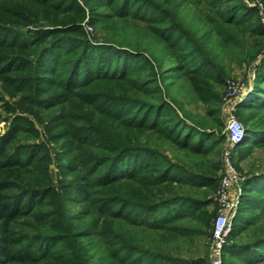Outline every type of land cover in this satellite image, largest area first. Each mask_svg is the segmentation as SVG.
Masks as SVG:
<instances>
[{"label":"rangeland","instance_id":"374dc122","mask_svg":"<svg viewBox=\"0 0 264 264\" xmlns=\"http://www.w3.org/2000/svg\"><path fill=\"white\" fill-rule=\"evenodd\" d=\"M73 1L77 2L75 10H79V13L68 9ZM139 1L141 0H0V66L11 60L15 62V66H17L15 68H23L24 62L18 59L31 54L32 49L37 46V43L32 45L33 41L49 31H52V35L48 41H54L52 43L54 47L56 45L61 51L71 47L87 51L82 67L77 72L70 71L69 73L70 67L73 69L71 55L63 57L58 65L54 61L48 64V61H43L42 67L55 65L59 72L56 75L47 74L46 80L37 81L38 89L35 90V93H25L23 90L20 93L18 91L21 84L31 86L17 81L24 73L0 72V134L7 130L14 118L23 116L29 119L24 123L27 128L21 133L18 142L32 146L43 144V151L38 156L50 159L49 170L54 182L57 185L60 182H69V187L63 189L61 197L58 196V198L63 200L64 208L67 210L69 225L67 230H70V242L79 248L83 245L85 248L88 247L87 250H92L95 257L93 264L116 263L112 258L108 241L112 233H115L118 238L125 235V238L130 242L133 241L143 247L156 249L168 256L202 259L206 261L205 264H211V240L214 223L220 213H226L225 210H219V196L220 184L226 174L225 150L229 144L227 140L228 122L232 116H235L242 124L244 133L247 129L246 124L257 126L260 124L258 118L261 123L264 122V114H258L259 112L254 109H240L239 106L242 99L253 88L257 62L254 61L251 66L243 59V55L237 56L228 51L229 49L224 51L221 48L222 42L217 39L213 43H208V50L218 62H221L225 83L219 84L212 80V74L205 73L206 70H203L205 75L202 77V82L189 79L184 75V72L171 71L170 68L175 64L176 55L182 58L179 64L185 66L189 71L195 70V64L201 66L203 63L197 55L195 56L191 52L185 53L182 48L176 45L179 40L170 42L169 37L162 30V12L158 10V7L141 8L137 5ZM154 2L162 8L170 9L187 33L193 37L200 39L209 28L206 23L201 21L202 14L212 16V12L207 6L200 10L189 0H177L176 4L178 5L172 9L165 0H154ZM244 2L248 6L258 8L264 23V0H244ZM97 8L101 15L96 20H90L95 17V15H91L92 10ZM180 38L181 36L178 39ZM183 42V48L186 47L189 51L193 45H188L186 39ZM261 43L258 42L257 35L245 37L244 49L247 52L251 51L248 57L253 53L255 46H259ZM42 47L43 45L36 47L34 52ZM100 52L107 58L105 65L107 78L89 80L90 82L83 87L75 88L74 95L53 83L62 79L67 73L72 77L79 73V78L87 81L88 75L93 76L97 74V71L85 74L83 69L87 66L97 68L101 63ZM158 62L162 64V67L158 65ZM142 68L147 69L143 70ZM195 75L197 74L195 73ZM230 81H236L239 90L242 88L243 98L241 100L233 99L228 94L227 84ZM34 94L38 95L41 100L47 99L46 103L52 104L54 107L50 110L43 109L33 100ZM129 96L134 100L123 102L119 99ZM138 98L152 103L159 100L169 102L171 107L176 110V113L172 114L185 119L188 124L204 127L206 130L216 131L217 135L226 136L222 144L203 155L182 149L161 135L149 134L146 131L141 136L143 146H149L160 152L180 168V170L174 168L173 174L183 176L185 179L191 178L194 181H205L206 178L198 176L197 173L203 165L202 170L215 177L213 184L203 187H195L192 183L180 184V193L185 198L201 200L202 207H197L194 203L171 202L159 210L152 211L154 217L151 219L157 221L167 217L169 212L193 209L194 218L183 221L186 226L200 230L192 238L175 239L171 235H164L161 231L152 232L132 227L124 219L116 221L108 219L101 215L96 201L97 195L90 193V190L94 189L86 188L88 193H80L77 190V182L75 189H72L73 183L76 179L82 178L83 173L75 172L68 176L62 173L63 166L67 163L60 161L62 155L68 154L69 158L76 157L79 161L80 158H86L84 154L89 151L86 145L81 146L80 143L69 142L66 131L74 128L88 130L90 127L92 130L101 132L110 130L117 133L120 127L114 118L119 116L127 118V114L131 111L133 113L128 117L129 120L144 121L147 115H143V106L134 103ZM214 98L218 100L217 104H211ZM209 109L218 112L219 121L214 119V115L209 113ZM165 110H170V108L166 107ZM253 115H257V118L251 119L248 123L250 116ZM69 126L72 129H69ZM92 130L90 132H94ZM93 138L97 140L95 138H98V135L94 133ZM249 140L252 144L254 143L253 136H244L238 146H245ZM95 144H98V140ZM26 152H28V148ZM232 161L240 177V180L232 184L228 190L230 199L234 201L240 188L242 197V186L249 175L264 169V145L256 146L250 151H247V148H236L232 154ZM42 164L40 163L39 166ZM185 167L190 171L184 169ZM58 200H51L47 206H42V212L59 209L61 202ZM240 203L241 201H239L235 214H232V232L229 236L231 243L235 239L233 230H236L238 220L235 221V226L233 225L234 220L238 219ZM247 214L257 220L247 222L249 228L243 236L254 238L264 235V215L256 216L253 211ZM207 220L209 225L205 223ZM27 221L31 222L32 228L40 226V229H45L47 227V225L39 223L37 219L30 220L24 217L20 221L21 225H17V231L34 234L36 232L34 229H28L23 225ZM126 231L129 233L126 234ZM16 236L18 239L21 237L19 234ZM22 242L24 245L30 244V241L24 239ZM121 254L122 256H141L145 262L167 263L163 257L157 255L147 256L129 250H125ZM226 256L227 250H224L223 257ZM225 262L244 264L240 260L229 258L223 259V264ZM117 264L122 263L117 262ZM169 264L176 263L170 262Z\"/></svg>","mask_w":264,"mask_h":264},{"label":"trees","instance_id":"16d2710c","mask_svg":"<svg viewBox=\"0 0 264 264\" xmlns=\"http://www.w3.org/2000/svg\"><path fill=\"white\" fill-rule=\"evenodd\" d=\"M165 1L172 9L178 5L176 4L177 0ZM189 1L200 10L207 6L212 12V16L201 15L202 23H206L209 28L206 29L200 39L189 35L173 12L170 9L162 8L154 0H141L137 4L141 8L146 6L149 8L158 7V10L162 12V30L167 34L170 42L179 40L176 45L182 48L185 53L191 52L193 55H197L203 63L201 66L195 64V70L189 71L185 66L179 64L182 58L176 55L175 64L173 67L171 66L170 70L184 72L186 77L198 82H202V77L205 75L203 70H206L205 73L212 74V80L219 84L225 83L221 62H218L208 50V43H213L219 39L224 51L229 49L228 51L237 56L243 55V59L249 65L253 64L254 61L257 62L253 88L243 98L244 100L242 99L239 106L240 109H254L259 112L258 114H264V23L258 8L246 5L244 0ZM76 6L77 2L73 1L68 9L79 13V10H75ZM98 11V8L92 10L91 15H95V17L90 18V20L99 18L101 14ZM51 33L52 31H49L42 37L35 39L32 45L37 43V46L32 49L31 54L18 59L24 62L23 68H15L17 66L11 60L1 64V73H24L17 81L31 86L21 84L18 90L20 93L21 90L25 93H35V90L38 89L37 81L46 80L47 74H58V67L55 65L42 67L45 60L48 61L47 64L54 61L58 65L63 57L71 55L73 57L71 61L73 69L70 67L69 73L81 69L87 51L75 47L61 51L56 45L54 47L52 44L54 41H48L51 38ZM247 35H257L258 42H262L259 46H255L249 57L248 54L251 51L247 52L244 49ZM179 36H181L180 39H178ZM184 39L188 41V45H193L189 51L186 47L183 48ZM41 45L43 47L34 52L36 47ZM100 59L101 63L97 68L87 66L83 69L85 74L97 71V74L93 76L88 75L87 81L81 80L79 73L74 77L67 73L62 79L53 83L74 95L75 88H81L93 79L108 77L105 69L107 58L102 53ZM97 63L99 64V61ZM158 65L162 67L159 62ZM191 75L193 77H190ZM38 97L34 94L32 98L43 109L50 110L54 107V105L46 103L47 99L41 100ZM119 99L123 102L134 100L131 96ZM217 101L214 98L211 104H217ZM134 103L143 106V115H147L146 120L141 122L129 120L128 117L132 115V111L127 114V118L120 116L114 118L120 127L117 133L110 130H108L109 132L107 130L101 132L92 130L90 127L88 130L74 128L66 131L69 142L80 143L81 146L86 145L89 151L84 154L86 158H80L79 161L76 157L69 158L68 154L62 155L60 161L67 162L63 166L62 173L65 176L75 172L83 173L82 178L76 179L73 183L72 189H75L76 182L78 183L77 190L80 193H88L86 188L94 189L90 190V193L97 195L96 201L102 216L113 221L124 219L132 227L152 232L161 231L164 235H171L175 239L180 237L192 238L200 230L186 226L183 221L194 218L193 209L187 208L182 212H169L167 217L157 221L151 219L154 217L152 211L159 210L171 202L194 203L197 207L201 206V200L185 198L180 193V184L192 183L195 187H203L213 184L215 177L205 173L202 170L203 165L197 173L198 176L206 178L205 181H194L191 178L185 179L183 176L173 174V169L178 168V166L160 152L149 146H143L141 136L146 131L149 134L161 135L180 148L201 155L222 144L226 136L217 135L216 131L206 130L204 127L188 124L185 119L172 114L176 113V110L171 107L169 102L159 100L152 103L138 98ZM93 104L95 105V103ZM166 107H169L170 110H165ZM210 109L209 113L219 121L218 112ZM253 118H257V115L250 116L248 123ZM13 120L7 130L0 134V264H93L95 257L92 250H87L88 247L85 248L83 245L79 248L70 242V230H67L69 228L67 210L64 208L63 200L58 198V196L61 197L63 189L69 187V182H60L59 185L54 182L49 170L50 159L38 156L43 151V144L32 146L18 142L21 133L27 128L24 123L28 122L29 119L18 116ZM258 121L260 124L264 123L263 121L261 123L260 118ZM260 124L257 126L246 124L247 129L244 136H253L254 143L252 144L249 140L245 146H238L237 149L247 148V151H250L256 146L264 145V125L260 126ZM69 129L72 128L69 126ZM90 130L94 132H90ZM94 133L98 135V138H95L98 140V144H95L97 140L93 138ZM134 134L136 136H133ZM250 144L252 146H249ZM27 148L28 152H26ZM168 160L169 162H167ZM40 163L43 164L39 166ZM178 169L180 170V168ZM184 169L190 171L186 167ZM186 170L183 171L186 172ZM55 199H59L58 201L61 202L60 208L42 212L41 207L47 206L49 201ZM240 201L241 208L239 207L238 219L234 220L233 225L235 226V221L238 220L237 228L233 230L235 239L228 248L225 258L240 260L244 264L264 263V235L254 238L243 236L249 228L247 222L257 220V218L248 216L247 213L253 211L256 216L264 215V169L250 174L244 181ZM181 207L184 208V206ZM40 213L41 215H39ZM24 217L30 220L37 219L39 223L47 225V227L45 229H40V226L32 228L31 222L27 221L23 225L28 229H34L36 232L30 234L17 231L16 227L21 225L20 221ZM205 223L209 225L208 220ZM127 233L129 232L126 231ZM16 234H19L20 238L30 241V244L24 245L22 239H18ZM108 241L113 257L110 256L116 261V263L111 264H117V262L122 264H156L152 261L145 262L141 256H122L121 253L125 250L140 252L147 256L163 257L167 261L166 264L170 262L176 264L206 263L202 259L168 256L156 249L143 247L133 241L130 242L125 238V235L118 238L115 233H112ZM119 250L121 251L119 252ZM225 258L223 259L225 260ZM225 264L229 263L225 262Z\"/></svg>","mask_w":264,"mask_h":264},{"label":"built area","instance_id":"2783aa9c","mask_svg":"<svg viewBox=\"0 0 264 264\" xmlns=\"http://www.w3.org/2000/svg\"><path fill=\"white\" fill-rule=\"evenodd\" d=\"M227 87L228 94L233 97V99L238 98L239 101L243 98V92H241L242 88L239 90L236 81H230L227 84ZM227 129V140L229 141V144L228 148L225 150L226 174L220 184L219 196V210H225L226 213H220L214 223L211 240V264H223V252L224 250H228L232 245L231 241H229V236L232 232V216L238 209L241 197V188L234 201L230 199L228 190L232 184H235L240 180L232 161V154L238 144L243 140L244 130L242 124L235 116H232L229 120Z\"/></svg>","mask_w":264,"mask_h":264}]
</instances>
